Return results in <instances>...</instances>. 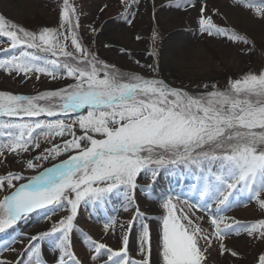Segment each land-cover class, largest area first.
Here are the masks:
<instances>
[{"label": "snow or ice", "instance_id": "6c2138e0", "mask_svg": "<svg viewBox=\"0 0 264 264\" xmlns=\"http://www.w3.org/2000/svg\"><path fill=\"white\" fill-rule=\"evenodd\" d=\"M233 2L264 18V0ZM121 3L125 5L122 15L131 24L127 17L135 13L129 9L138 0ZM197 3L175 0L168 6L186 10ZM198 11L201 34L249 43L234 29L221 27L205 15L206 4ZM59 19V29L29 31L0 15V38L7 42L0 47L4 53L0 69L25 76L43 73L53 79L66 75L75 81L66 88L31 96L0 92V156L30 152L41 147V138L65 134L72 138L27 159L26 168L36 171L42 167L41 160L76 153L43 168L26 183L16 173L0 176V191L6 192L0 199V234L14 230L34 213L45 220L63 209L70 213L50 230L36 235L19 233L3 241V250L15 251L12 245L27 239V258L20 264H45L40 242L47 241L59 253L54 264H82L71 250L70 237L78 208L84 204L106 210L110 197L120 195L124 211L135 209L132 219L119 225L125 233L122 247L114 250L80 235L96 264H150L147 221L151 217L140 210L135 196L141 175L148 183L140 192L149 198L155 195L163 210L159 236L163 264H205L213 240L220 242L223 255L229 251L223 241L234 234L264 240V219L247 223L224 215L240 206L239 197L245 194L264 209L260 198L264 195V71L230 80L225 90L212 85L211 91L192 95L162 79L122 73L99 60L80 42L79 13L70 0H63ZM69 38L74 52L66 50ZM156 39L154 32L153 42ZM41 116L55 119H34ZM75 125L83 135L75 134ZM162 175L172 182L161 184ZM14 181L21 183L16 186ZM177 204L192 215L204 212L211 230L195 223L183 208L177 215ZM137 221L141 258L131 260L128 233ZM116 226V217L108 215L105 232ZM0 264L9 262L0 260ZM259 264H264V255L259 256Z\"/></svg>", "mask_w": 264, "mask_h": 264}, {"label": "rangeland", "instance_id": "374dc122", "mask_svg": "<svg viewBox=\"0 0 264 264\" xmlns=\"http://www.w3.org/2000/svg\"><path fill=\"white\" fill-rule=\"evenodd\" d=\"M174 2L175 0H138V3L129 9V12L135 15L127 17L132 20V23L128 24L122 15L125 12V5L121 3V0H70L79 13L80 27L77 29V34L80 42L95 53L99 60L114 65L122 73H135L146 78L162 79L172 87L181 88L192 95H199L211 91L212 85H216L219 90H225L230 80L239 79L249 72L258 74L264 71V18L256 16L250 9L236 5L233 0H198L195 8L189 7L186 10L168 6ZM62 3L63 0H19L20 15L14 20L5 14L1 4L0 15L29 31H39L44 27L59 29ZM201 4H206L204 14L212 16L216 24L234 29L246 37L249 43L232 42L227 38L201 34L198 30L200 16L198 9ZM103 31L107 33L103 38L110 39L125 32L124 41L117 39L114 41L134 58L113 56L108 53L109 49H103L100 46V35ZM154 32L158 34L155 42H153ZM65 44L66 50L75 51L70 38L65 41ZM6 46V38H0V47ZM0 59H4V53H0ZM73 83L75 81L66 75L53 79L43 73L33 72L25 76L23 73L17 75L0 69V92L15 95H37L45 91L66 88ZM205 85H208V88H205ZM75 115L69 114V116ZM34 119L55 118L41 116ZM67 122L70 123L71 120ZM73 131L77 136L83 135L78 125L74 126ZM71 138L69 134L63 137L41 138L39 141L41 147L38 149L19 155L5 152L3 156H0V176H6L9 172L16 173L24 176L23 182L26 183L28 177L76 153L73 151L63 153L56 159L41 160L39 163L42 167L36 171L26 168L27 159L40 155L45 148H52ZM171 182V177L164 178L162 175L161 184L166 185ZM13 183L18 186L21 181ZM147 183L148 180L143 175L138 178L136 204L142 212L151 217L147 221L151 236L150 264H163L159 239L163 210L155 195L149 198L140 192L139 188ZM187 183L189 181H185V184ZM5 194L6 192L0 191V199ZM260 198L264 199V195ZM239 199L242 204L233 207L224 215L247 223L264 219V209L259 207L255 199L249 200L246 194ZM181 208L195 223L211 230L204 212H195L192 215L187 207L177 204V215H180ZM68 214L70 213L67 209H63L45 220L34 213L30 219L22 222L23 224L14 230L0 234V260L7 261L9 264H20L27 258L28 240L21 239L13 244L12 248L15 251L3 250L2 242L19 233L36 235L41 231L50 230L54 223ZM134 214V208L128 211L123 210V198L120 195L110 197L106 210L81 204L73 221L74 230L70 233L73 254L81 260L82 264H96L91 259L93 253L84 244L80 233L97 242H103L114 250L120 249L125 233L119 225L127 224ZM108 215L116 217L117 226L105 232L104 222ZM139 231V221H137L135 229L128 233V255L131 260L141 258ZM40 243L41 258L45 264H54V261L59 258V253L47 241ZM223 243L229 251L221 255L220 242L213 240L212 247L205 254L207 257L205 264H259V256L264 255V240L253 239L247 234L231 235ZM232 252L237 255L232 256Z\"/></svg>", "mask_w": 264, "mask_h": 264}, {"label": "bare ground", "instance_id": "6f19581e", "mask_svg": "<svg viewBox=\"0 0 264 264\" xmlns=\"http://www.w3.org/2000/svg\"><path fill=\"white\" fill-rule=\"evenodd\" d=\"M0 4L3 7V10L5 9V14L10 17V19H15L18 15H20V8H19V0H0ZM107 33L103 31L100 35V46L103 49H109L108 53L112 54L113 56L119 55L122 57H126L128 59H133L134 57L129 54L126 50L121 52V47L116 43L114 40H121L124 41L126 39V34L125 32L120 33L118 36H115L113 39L111 38H103L104 35ZM107 45V47H106ZM23 223L21 222L18 226L22 225Z\"/></svg>", "mask_w": 264, "mask_h": 264}]
</instances>
